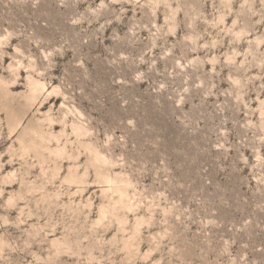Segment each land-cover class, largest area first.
<instances>
[{
	"label": "rangeland",
	"instance_id": "rangeland-1",
	"mask_svg": "<svg viewBox=\"0 0 264 264\" xmlns=\"http://www.w3.org/2000/svg\"><path fill=\"white\" fill-rule=\"evenodd\" d=\"M0 264H264V0H0Z\"/></svg>",
	"mask_w": 264,
	"mask_h": 264
}]
</instances>
